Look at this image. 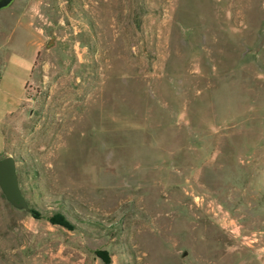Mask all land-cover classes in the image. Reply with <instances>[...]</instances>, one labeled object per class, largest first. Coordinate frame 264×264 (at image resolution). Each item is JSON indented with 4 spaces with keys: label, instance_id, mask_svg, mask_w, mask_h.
Listing matches in <instances>:
<instances>
[{
    "label": "rangeland",
    "instance_id": "rangeland-1",
    "mask_svg": "<svg viewBox=\"0 0 264 264\" xmlns=\"http://www.w3.org/2000/svg\"><path fill=\"white\" fill-rule=\"evenodd\" d=\"M0 15V264H264V0Z\"/></svg>",
    "mask_w": 264,
    "mask_h": 264
},
{
    "label": "water",
    "instance_id": "water-1",
    "mask_svg": "<svg viewBox=\"0 0 264 264\" xmlns=\"http://www.w3.org/2000/svg\"><path fill=\"white\" fill-rule=\"evenodd\" d=\"M13 0H0V10L11 5ZM0 193L14 209L29 211L18 186L15 161L11 156L0 157Z\"/></svg>",
    "mask_w": 264,
    "mask_h": 264
},
{
    "label": "built area",
    "instance_id": "built-area-1",
    "mask_svg": "<svg viewBox=\"0 0 264 264\" xmlns=\"http://www.w3.org/2000/svg\"><path fill=\"white\" fill-rule=\"evenodd\" d=\"M210 208V213L212 217H214L216 220H218L220 223L227 225V230L230 234H234L235 236L239 235V227L235 224V222L228 216V213L224 211L220 205L214 204L211 201L208 202L207 205ZM249 237H253L254 235L251 234L249 236H242V240H248V242H253L252 239H249Z\"/></svg>",
    "mask_w": 264,
    "mask_h": 264
},
{
    "label": "trees",
    "instance_id": "trees-1",
    "mask_svg": "<svg viewBox=\"0 0 264 264\" xmlns=\"http://www.w3.org/2000/svg\"><path fill=\"white\" fill-rule=\"evenodd\" d=\"M30 213L33 214L31 210H30ZM48 221L51 224L59 225V226L64 227L66 229L71 228L70 224L61 215H56L54 218H49ZM102 254H104V253H101V255Z\"/></svg>",
    "mask_w": 264,
    "mask_h": 264
},
{
    "label": "crops",
    "instance_id": "crops-1",
    "mask_svg": "<svg viewBox=\"0 0 264 264\" xmlns=\"http://www.w3.org/2000/svg\"><path fill=\"white\" fill-rule=\"evenodd\" d=\"M14 2H15V0H13V1H12V3H11V5H10L9 7H7V8H5V9L12 8V6H13ZM3 10H4V9H1V10H0V12H1V11H3ZM0 17H1V15H0Z\"/></svg>",
    "mask_w": 264,
    "mask_h": 264
},
{
    "label": "flooded vegetation",
    "instance_id": "flooded-vegetation-1",
    "mask_svg": "<svg viewBox=\"0 0 264 264\" xmlns=\"http://www.w3.org/2000/svg\"><path fill=\"white\" fill-rule=\"evenodd\" d=\"M28 212H30V208H29V211Z\"/></svg>",
    "mask_w": 264,
    "mask_h": 264
}]
</instances>
